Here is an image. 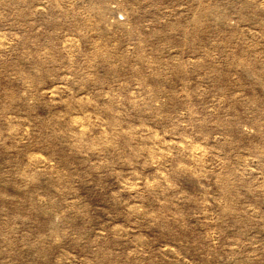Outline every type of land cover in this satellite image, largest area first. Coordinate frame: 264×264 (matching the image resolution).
<instances>
[{
    "label": "rangeland",
    "instance_id": "1",
    "mask_svg": "<svg viewBox=\"0 0 264 264\" xmlns=\"http://www.w3.org/2000/svg\"><path fill=\"white\" fill-rule=\"evenodd\" d=\"M0 264H264V0H0Z\"/></svg>",
    "mask_w": 264,
    "mask_h": 264
}]
</instances>
